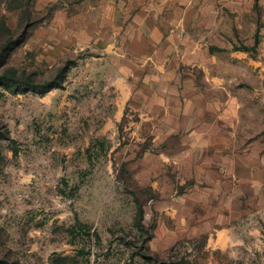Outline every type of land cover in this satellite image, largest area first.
Here are the masks:
<instances>
[{"label": "rangeland", "instance_id": "rangeland-1", "mask_svg": "<svg viewBox=\"0 0 264 264\" xmlns=\"http://www.w3.org/2000/svg\"><path fill=\"white\" fill-rule=\"evenodd\" d=\"M241 1L258 10L259 0ZM57 6L0 0V39L4 27L18 42L0 70L50 84L46 90L0 86V249L6 264H197L206 234L175 235L181 222L171 219L165 204L173 191L164 188L155 161L145 158L157 152L153 124H143L139 110L116 114L103 48L59 44L46 35ZM231 15L235 42L229 41L258 56L264 87V40L246 24L252 14L238 29ZM223 263L264 264V236L224 254Z\"/></svg>", "mask_w": 264, "mask_h": 264}, {"label": "crops", "instance_id": "crops-1", "mask_svg": "<svg viewBox=\"0 0 264 264\" xmlns=\"http://www.w3.org/2000/svg\"><path fill=\"white\" fill-rule=\"evenodd\" d=\"M45 1L58 3L46 35L103 48L116 114L139 110L153 124L157 152L145 158L173 191L165 204L181 222L175 235L206 234L197 264H224V254L259 241L264 87L258 56L232 47L229 13L234 29L252 14L246 24L264 40V0L256 12L241 0Z\"/></svg>", "mask_w": 264, "mask_h": 264}, {"label": "trees", "instance_id": "trees-1", "mask_svg": "<svg viewBox=\"0 0 264 264\" xmlns=\"http://www.w3.org/2000/svg\"><path fill=\"white\" fill-rule=\"evenodd\" d=\"M6 28H1V35L2 39H0V57L2 59L0 60V67L4 64L6 56L9 54V52L12 50L13 47L18 43L17 39H11L12 34H5V31H7ZM5 34V35H4ZM5 37V38H4ZM0 86H3L5 88H15V87H23L25 89H41L46 90L50 87V84L48 82H36L35 80L31 79L30 77H26L24 79H17L14 76V72L10 69L0 70ZM142 219V210L139 207L136 215V223L139 224L140 220ZM77 224L80 226V228H87V224L82 222H77ZM84 241V240H83ZM1 245V241H0ZM5 251L3 249H0V264H6V255L4 253ZM137 254V253H135Z\"/></svg>", "mask_w": 264, "mask_h": 264}]
</instances>
